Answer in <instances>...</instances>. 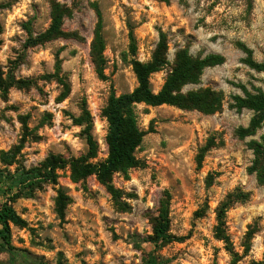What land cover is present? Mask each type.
<instances>
[{"label":"rangeland","instance_id":"374dc122","mask_svg":"<svg viewBox=\"0 0 264 264\" xmlns=\"http://www.w3.org/2000/svg\"><path fill=\"white\" fill-rule=\"evenodd\" d=\"M50 1L0 0V68L16 79L33 82L28 88L11 87L6 98L0 96V150L19 142V117L26 116V126L36 136L26 139L20 151L26 167L37 165L50 153L70 159L86 152L81 127L70 119L79 115L83 104L92 117L98 145L94 161L106 158L107 123L101 109L111 88L120 94L137 84L128 62V24L136 38V57L143 62L149 60L159 31L169 39V63L176 48L185 45L194 56H224V63L203 70L200 84L184 90L209 86L221 90L225 100L222 110L211 115L168 105H137L139 127L146 130L151 125L153 131L135 151L141 165L126 176H112L113 186L121 192L119 204L94 175L75 183L66 167L58 171L56 185H44L33 197L14 202L26 226L12 227V245L42 264H142L150 247L135 245L133 236L151 234L149 217L156 214L167 191L170 232L184 239L158 252L166 264H232L223 242L213 237L215 208L227 193L240 188L250 196L227 210L226 231L240 256L237 264H264V184L259 185L255 174L247 171L253 158L247 143L259 140L264 126L240 139L235 132L248 125L252 111L237 112L229 106L232 95H241L234 84L248 89L253 84L264 92V73L244 65L245 54L237 47L241 42L256 61L264 62V0H56L72 9L62 30L75 35L26 47L30 35L48 27ZM93 2L102 14L106 79L97 76L89 57L96 23ZM57 62L70 84V93L62 101L57 100L61 86L43 79L54 72ZM165 74L166 69L151 75L153 91H158ZM209 138L216 145L197 168L195 156ZM59 187L71 200L63 219L54 205ZM249 227L254 233L247 239ZM247 244L249 250L244 252ZM0 260L7 261L8 255L0 254ZM12 264L32 263L19 258Z\"/></svg>","mask_w":264,"mask_h":264},{"label":"trees","instance_id":"16d2710c","mask_svg":"<svg viewBox=\"0 0 264 264\" xmlns=\"http://www.w3.org/2000/svg\"><path fill=\"white\" fill-rule=\"evenodd\" d=\"M90 5L96 16V23L89 46V57L97 76L106 79L104 75L102 14L96 2ZM71 14L72 9L66 4L51 0L48 27L35 36L30 35L25 46L34 47L57 38L73 37L74 33L62 30L64 19L71 17ZM168 44L167 34L159 31L149 60L140 61L136 57L137 43L133 27L128 24V62L137 84L131 91L120 94H116L111 88L106 103L101 109V116L107 123L105 135L107 156L103 160L94 161L98 145L92 135V117L85 104L81 107L79 115H70V119L73 125L81 127L80 134L85 140L86 152L70 159L50 153L35 166L26 167L19 159L26 139H36L34 131L26 126V116L19 117L22 124V135L19 142L8 150H0V254L8 255V260H0V264H12L19 258L28 263L42 264L25 249L12 245V227L23 228L26 226L25 220L15 211L13 204L20 198L33 197L34 193L41 190L44 185H56L59 170L68 167L69 177L75 183L94 175L96 180L106 188L113 201L119 204L118 199L121 192L113 186L112 176L115 173L126 176L130 169L141 165L140 160L135 156V151L140 146L143 137L153 131L151 125L146 130L139 127L135 112L137 105L144 104L151 107L168 105L181 110H195L205 115L222 110L225 96L221 90L209 86L189 90H184V88L187 85L200 84L203 70L224 63V56L216 53L194 56L189 52L188 45H185L176 48L173 60L169 63ZM237 47L245 54L242 59L244 65L256 72L264 73V62L256 61L252 56V50L241 42H237ZM165 69L163 83L155 92L151 87L150 77ZM43 79L55 81L61 86V92L57 97L58 101L64 100L69 95L70 84L66 77L61 75L59 62L56 63L54 72L43 76ZM32 83L30 79H16L11 71L3 72L0 68V96L2 98H6L11 87L28 88ZM234 85L240 90L241 95H232L230 97L232 102L229 106L237 112L243 109L252 111L248 125L239 127L235 132L240 139H243L254 135L259 128L264 126V92L253 84L250 85V89L243 84ZM215 145L214 140L209 138L198 149L195 156L197 168L201 167L206 152ZM247 146L253 154L251 165L247 171L254 173L257 183L262 185L264 184V135L259 140H250ZM210 184V180L207 179V185ZM249 196V192L235 188L227 193L215 208L213 237L223 242L225 250L232 257V264H237L240 256L233 250L226 231V212L234 204L247 201ZM70 201L64 189L59 187L54 200L55 212L59 219L64 218L65 209ZM168 202V192L164 191L156 214L149 217L151 234L145 238L133 236L135 245L147 243L150 247L142 259V264H166V260L161 258L158 252L166 245L172 242H181L184 239V237L176 236L170 232ZM199 213L201 212L197 211L195 215L200 216ZM253 233L254 230L249 227L246 238L250 239ZM248 250L249 244L245 246L244 252ZM250 264H262V262H251Z\"/></svg>","mask_w":264,"mask_h":264}]
</instances>
